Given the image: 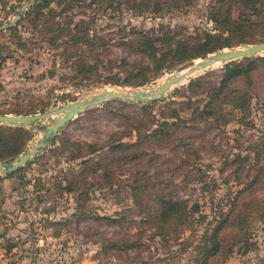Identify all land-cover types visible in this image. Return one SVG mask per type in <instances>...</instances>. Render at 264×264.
Here are the masks:
<instances>
[{"label": "rangeland", "instance_id": "rangeland-1", "mask_svg": "<svg viewBox=\"0 0 264 264\" xmlns=\"http://www.w3.org/2000/svg\"><path fill=\"white\" fill-rule=\"evenodd\" d=\"M27 1L0 0V113L40 114L105 89H151L169 74L214 52L252 44L195 57L193 49L185 51L183 46L174 54L162 55L166 44L161 43L156 45V56L161 58L156 65L147 57L128 52L123 42L135 37L130 29L152 30L161 36L169 28L175 40L188 43L193 40L190 37L203 30L216 32L212 20L215 0H146L147 9L142 12L118 3L105 9L103 5H77L71 11L73 20L92 22L98 35L106 37L108 54L104 57L130 62L142 58L153 68L149 74L154 75L138 86L103 83V77L111 73L100 68L98 79H85L72 68L73 64L64 62L59 55L61 47L54 48L48 34L42 37L29 30L26 22L19 26L23 45L17 43L3 23L13 20L20 5ZM36 3L38 0L24 12ZM61 6L51 0L43 10H58ZM237 13L233 9L234 17ZM87 62L93 63L91 57ZM227 63L198 76L208 75L217 82ZM118 76L122 79L124 74ZM251 81L249 86L244 80L233 84L238 90H250L251 99L242 110L231 109L233 120L229 123H198L197 129L190 124L178 132L177 138L183 139L181 145L178 139L167 149L144 145L141 159L120 160L96 172L91 159L105 157L106 149L95 155L76 156L74 148L61 140L104 145L110 136L127 132L136 120L149 122L151 127L154 118L160 121L170 116L171 110L181 108L180 102L189 96L182 95L188 82L171 87L154 101L109 99L78 113L59 129L57 140L32 155L18 172L0 173V264H193V246L219 223L223 247L233 248L224 264H264V64L252 72ZM143 105L147 106L145 110ZM180 116L189 122L193 118L188 109ZM22 128L28 139L23 134L21 151L1 162H10L28 151L43 135L35 126ZM135 140V133L123 139ZM185 142L186 146L182 145ZM5 150L0 146L2 155H6ZM68 180L75 182L77 192L66 191ZM144 193L150 198L180 200L187 210L196 204L198 210L189 211L183 231L173 225L160 229L155 220L138 213L136 198ZM97 215L102 217L95 218ZM124 239L133 242L134 247L112 246ZM212 260L221 263L219 255Z\"/></svg>", "mask_w": 264, "mask_h": 264}, {"label": "trees", "instance_id": "trees-1", "mask_svg": "<svg viewBox=\"0 0 264 264\" xmlns=\"http://www.w3.org/2000/svg\"><path fill=\"white\" fill-rule=\"evenodd\" d=\"M50 1L38 0V3L30 8L31 10L24 12V16L18 22L7 27V30L17 39L19 45H23L19 26L26 22L29 30L37 32L42 37L48 34L49 43L54 48L61 47L59 55L64 58V62L73 64L72 68L84 75L85 79H98L100 68L109 72V74L111 73V75L103 77V83L110 84L138 86L154 75L149 74L153 69L152 66L144 64L142 58L130 62L126 58L116 61L104 57L108 54L106 37L98 35L92 22L84 19L73 20L74 16L71 12L77 5L88 8L93 5L99 7L103 5L105 9L113 7L112 3H118V6L125 4L128 9L142 12L147 9L148 2L146 0H140V2L134 0L123 2L120 0H56L58 4L63 6L58 10L49 8L45 12L43 9L45 5H49ZM154 5L157 7L158 3ZM233 9L238 10L236 17L232 15ZM212 20L216 24V32L203 30L195 37H190L193 40L188 42L189 44L186 40H175L174 36L168 32L169 28H166L167 32H161V36H158L152 30L143 31L131 28L130 33L134 34L135 37L125 40L123 44L128 48L129 53L147 57L152 60L151 62H156V65H158L161 58L156 56V45L161 43L166 44L165 52H161L162 55L174 54L178 52L180 46H183V50L193 49L196 54L195 57H201L226 47L264 42V0H215V5L212 7ZM61 37H64V40ZM59 39H61V43H56ZM18 44L16 45L18 46ZM89 57L93 60L92 64L87 62ZM261 64H264V57L262 56L244 58L225 64L217 82H212L208 75L191 79L182 94L189 93V96H186V100L180 102V105L182 104L181 108L171 110L170 116H164L165 118L162 117L160 121L152 115L151 117L155 120L151 123V127L149 122L144 124L142 121L136 120L135 125L133 127L129 126L127 132L122 133L119 137L110 136L104 145L97 143L78 144L68 138L62 139L61 143L72 146L74 148L73 153L76 156L95 155L106 149L105 157L97 156L95 161L91 159L94 172L120 160L125 162L126 160L141 159L145 155L144 145L155 146L157 149H167L176 139H178V145H181L183 139L177 138L181 129H186L190 124L192 128L197 129L198 123L225 125L233 120L231 109L242 110L249 104L251 99L250 90H238L233 84L239 80H244L247 86L251 85V74ZM114 70L116 72L112 73ZM119 73L124 74L122 79L119 78ZM192 97L194 99H191ZM141 108L145 110L147 106L143 105ZM186 109L192 112L191 122L180 116V113ZM5 112L8 114L11 111ZM14 114L19 113L14 112ZM132 133H135V141H123L124 138H129ZM23 134L27 135L25 140L28 139L26 129L0 125V146L6 147V155H2L0 151V160L12 158L21 151L24 142ZM183 144L186 146L187 142ZM171 147H174V145ZM118 168H121V165ZM74 184L75 182L71 180L66 181V191L77 192V187ZM150 196V194L144 193L141 198H136L138 213L150 220H155L160 224V229H167L170 228V225H173L174 227L177 226L176 229L181 232L188 222L189 211L198 210L196 204L187 210L182 208L183 203L180 200H174L172 197L166 196L151 198ZM145 198H148V202L145 201ZM101 217L95 216L98 219ZM108 219L115 221L112 218ZM222 230L221 223H219L209 235H202L200 242L193 246L195 252L193 264H216V260L213 261L212 259L217 255L221 260L220 264H224L233 248L232 246L223 247L220 237ZM119 244H123L127 249L134 247L133 242L125 239L113 242L112 246L117 247ZM211 260L213 262H210Z\"/></svg>", "mask_w": 264, "mask_h": 264}, {"label": "water", "instance_id": "water-1", "mask_svg": "<svg viewBox=\"0 0 264 264\" xmlns=\"http://www.w3.org/2000/svg\"><path fill=\"white\" fill-rule=\"evenodd\" d=\"M35 1L36 0H29L21 4L19 12L13 20L3 24L6 26L14 25L20 13H23ZM1 28L3 27H0V29ZM260 54H264V42H256L241 48H231L226 51L214 52L210 54L209 57L200 59L198 62L185 69L169 74L154 89L130 88L121 92L115 89H105L84 100H75L69 104L58 106L40 114L18 116L0 113V124L16 127L35 126L36 128H40L43 132L41 138H39L31 149L18 155L10 162L0 161V173L6 175L18 170L24 163L31 159L32 155L37 154L42 147L52 142L56 138L59 129L64 124L86 109L100 105L109 99H120L132 102L154 101L159 99L171 87L188 82L201 72L212 68L214 64H224L240 58L252 57ZM196 72L199 73L196 74ZM192 75L194 76L192 77ZM44 121L47 122V125L42 124Z\"/></svg>", "mask_w": 264, "mask_h": 264}, {"label": "bare ground", "instance_id": "bare-ground-1", "mask_svg": "<svg viewBox=\"0 0 264 264\" xmlns=\"http://www.w3.org/2000/svg\"><path fill=\"white\" fill-rule=\"evenodd\" d=\"M224 51H226V50H224ZM216 66H219V64H214V65H212V67H216ZM199 72H196V74H198ZM195 75V74H194ZM194 75H192V77L194 76ZM160 83V82H159ZM178 85V84H177ZM156 86L157 85H155V86H153L151 89H154V88H156ZM116 91H125V90H116Z\"/></svg>", "mask_w": 264, "mask_h": 264}]
</instances>
